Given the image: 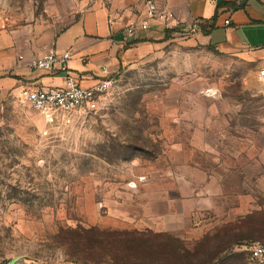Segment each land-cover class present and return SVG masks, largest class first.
Wrapping results in <instances>:
<instances>
[{
	"label": "rangeland",
	"instance_id": "374dc122",
	"mask_svg": "<svg viewBox=\"0 0 264 264\" xmlns=\"http://www.w3.org/2000/svg\"><path fill=\"white\" fill-rule=\"evenodd\" d=\"M113 1L0 0V29L62 32ZM263 70L253 52L177 32L122 68L96 112L47 128L24 101L0 102V261L253 264ZM114 231L132 236L101 238Z\"/></svg>",
	"mask_w": 264,
	"mask_h": 264
},
{
	"label": "crops",
	"instance_id": "0c3cea01",
	"mask_svg": "<svg viewBox=\"0 0 264 264\" xmlns=\"http://www.w3.org/2000/svg\"><path fill=\"white\" fill-rule=\"evenodd\" d=\"M157 2L161 10L172 11L175 20L166 25L152 22L148 31L134 37H129L128 28L147 18L143 0H114L109 7L89 11L62 32L39 26L0 29V102H25V90L64 85L60 72L49 74L28 65L49 50L71 53L72 74L83 87L91 88L115 79L145 49L157 47L177 32L191 31L200 42L222 53L253 52L264 66V0L244 4L237 0ZM229 19L231 25L226 26Z\"/></svg>",
	"mask_w": 264,
	"mask_h": 264
},
{
	"label": "built area",
	"instance_id": "2783aa9c",
	"mask_svg": "<svg viewBox=\"0 0 264 264\" xmlns=\"http://www.w3.org/2000/svg\"><path fill=\"white\" fill-rule=\"evenodd\" d=\"M146 8L147 18L128 28L129 37L148 31L152 22L169 24L175 20V15L170 10H161L157 0H143ZM244 4L246 0H237ZM226 26L231 25V20L225 22ZM72 54L67 52L60 54L56 50H49L41 58L29 62V67L40 72L55 73L64 75V85L40 89H28L23 92L25 103L30 108L39 112L46 121L47 128L54 126L59 118L66 113H91L99 109L102 98L110 92L115 79L100 82L94 87L85 88L72 74L69 63ZM20 61H24L20 57ZM259 80L264 82V70L259 74ZM48 131L44 135H48ZM250 261L253 264H264V245L253 243L248 249ZM0 264H5L0 261Z\"/></svg>",
	"mask_w": 264,
	"mask_h": 264
},
{
	"label": "trees",
	"instance_id": "16d2710c",
	"mask_svg": "<svg viewBox=\"0 0 264 264\" xmlns=\"http://www.w3.org/2000/svg\"><path fill=\"white\" fill-rule=\"evenodd\" d=\"M170 33V32H168ZM95 232V231H93ZM101 234V238L104 240L110 239V240H114V241H124L126 240V238H128L129 236H132L130 233H126V232H102Z\"/></svg>",
	"mask_w": 264,
	"mask_h": 264
}]
</instances>
